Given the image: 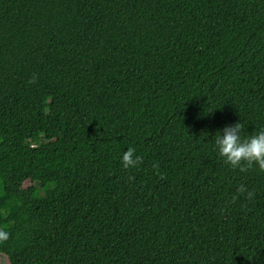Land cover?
<instances>
[{
  "label": "trees",
  "instance_id": "16d2710c",
  "mask_svg": "<svg viewBox=\"0 0 264 264\" xmlns=\"http://www.w3.org/2000/svg\"><path fill=\"white\" fill-rule=\"evenodd\" d=\"M236 123L264 129V0H0V264H264Z\"/></svg>",
  "mask_w": 264,
  "mask_h": 264
},
{
  "label": "clouds",
  "instance_id": "9594fccd",
  "mask_svg": "<svg viewBox=\"0 0 264 264\" xmlns=\"http://www.w3.org/2000/svg\"><path fill=\"white\" fill-rule=\"evenodd\" d=\"M37 77L33 74L29 83H36ZM243 124L236 123L233 126H225L223 135H216L215 145L219 155L224 159V162L233 169H239L245 172L258 167L260 171H264V129L253 133L247 138H242ZM134 148H129L122 156V164L125 169L133 168L142 163V158L137 156ZM158 168V164L153 165ZM240 194H247V198L254 197L253 192H249L244 186L238 190ZM236 197L233 198V202ZM9 239V233L0 229V242H5Z\"/></svg>",
  "mask_w": 264,
  "mask_h": 264
},
{
  "label": "rangeland",
  "instance_id": "374dc122",
  "mask_svg": "<svg viewBox=\"0 0 264 264\" xmlns=\"http://www.w3.org/2000/svg\"><path fill=\"white\" fill-rule=\"evenodd\" d=\"M17 245H18L17 243H12V244H9V245L7 246V248L10 250V249H13V248L17 247ZM0 261H1V263L4 262L3 259H0Z\"/></svg>",
  "mask_w": 264,
  "mask_h": 264
}]
</instances>
